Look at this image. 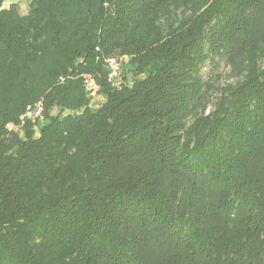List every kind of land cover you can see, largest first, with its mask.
Instances as JSON below:
<instances>
[{"label":"trees","instance_id":"16d2710c","mask_svg":"<svg viewBox=\"0 0 264 264\" xmlns=\"http://www.w3.org/2000/svg\"><path fill=\"white\" fill-rule=\"evenodd\" d=\"M4 1L0 264H264V0Z\"/></svg>","mask_w":264,"mask_h":264},{"label":"rangeland","instance_id":"374dc122","mask_svg":"<svg viewBox=\"0 0 264 264\" xmlns=\"http://www.w3.org/2000/svg\"><path fill=\"white\" fill-rule=\"evenodd\" d=\"M15 3L20 5L21 12L23 14H26L28 12L29 0H5L3 3V8H9L12 4H15ZM121 74L127 75L129 78H131V74L128 71V67L124 66V64L121 65L120 75ZM204 74H205L206 79L210 78V80L215 84L217 88L224 87L226 84L233 82V78H231V75H230V69L224 64H221L220 67H217V68L209 65L204 69ZM218 94H219L218 90H215L213 92V100L216 98ZM102 101H103L102 97L100 96L94 97L93 106L97 107V105L101 103ZM43 124H44V121L39 122V128ZM36 135L37 136L39 135L38 129H36Z\"/></svg>","mask_w":264,"mask_h":264},{"label":"built area","instance_id":"2783aa9c","mask_svg":"<svg viewBox=\"0 0 264 264\" xmlns=\"http://www.w3.org/2000/svg\"><path fill=\"white\" fill-rule=\"evenodd\" d=\"M107 63H108L109 70H110L109 78L110 80H113L119 74L120 62L116 59H110L108 60ZM25 118L32 120L33 122H35L37 119H41L42 118V105L39 104L35 108H29L25 116H23V119Z\"/></svg>","mask_w":264,"mask_h":264}]
</instances>
